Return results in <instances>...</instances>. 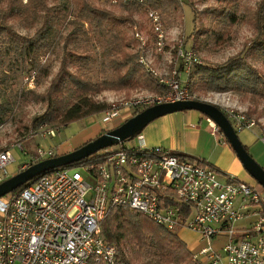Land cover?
<instances>
[{
  "label": "built area",
  "instance_id": "2783aa9c",
  "mask_svg": "<svg viewBox=\"0 0 264 264\" xmlns=\"http://www.w3.org/2000/svg\"><path fill=\"white\" fill-rule=\"evenodd\" d=\"M95 1L146 7L154 45L159 52L164 50L167 38L162 15L147 0ZM134 35L144 52L148 39L138 26ZM179 50L178 59L186 72L201 63L193 50L181 46ZM144 59L142 56L140 62L148 68ZM148 70L154 73L152 68ZM172 82L169 87L177 96L168 102L189 99L179 89V82ZM138 104L141 102L114 105L102 114V123L110 124L123 110L134 112ZM227 116L236 131L255 126V121L233 110ZM210 123L214 132L222 133L215 122ZM47 134L53 137L55 131ZM137 139V145L122 142L75 166L50 170L22 191L1 197L0 264H124L118 247L108 242L102 231V222L115 209L141 213L168 230L195 233L205 242L193 251L195 264H264V198L260 189L232 176L223 180L215 169L182 159L167 148L146 147L142 134ZM261 140L264 143V133ZM37 153L25 168L60 155L55 147L44 146ZM13 162L12 151L0 152V183L9 177ZM222 235L227 239L216 248L214 241Z\"/></svg>",
  "mask_w": 264,
  "mask_h": 264
},
{
  "label": "trees",
  "instance_id": "16d2710c",
  "mask_svg": "<svg viewBox=\"0 0 264 264\" xmlns=\"http://www.w3.org/2000/svg\"><path fill=\"white\" fill-rule=\"evenodd\" d=\"M219 1L225 6L210 11L214 17L213 26L201 33L194 25L188 38L193 37L197 40L201 35L208 43L218 44L227 39L230 28L243 18V15L238 14L240 0ZM69 2L53 0V5H50L49 0H0V86L9 84L13 79L10 73L2 70V63L11 57L15 58L11 64L20 65L29 73L34 72L45 77L49 75V68L44 67L42 61L52 50L51 35L55 28L63 23V18L70 8ZM147 2L161 12L162 18H165L167 12L179 9V4L174 0ZM74 5L73 22L77 27L67 39H74L78 43L77 33L88 25L105 49L107 64L113 74L107 79L95 82L85 71V65L79 66L74 58L64 57L46 94L37 95L34 91L25 93V89L19 91V98L22 101L31 96L47 102L46 111L33 122L35 129L42 124L49 126L50 130L62 129L111 110L112 104L95 99L96 95L105 90L131 91L143 86L152 88L153 84L161 89L152 75L142 71L136 54L128 51L130 40L121 27L132 20V13L139 9L137 3L122 5L126 8L127 15H116L106 8L96 6L92 0H74ZM188 5L192 8V5ZM10 19L19 22L24 29H34V34L30 36L20 33ZM246 20L256 32L252 50L264 57V0H261L255 10L246 14ZM65 46L68 47V44ZM74 50L83 53L81 46L74 47ZM79 59L85 61L88 57L80 56ZM180 66L183 68V64ZM195 66L194 77L210 90L232 89L240 94L264 98V73L245 57H233L222 65L196 63ZM71 68H75V71ZM11 108L10 101L0 99V125L5 122ZM137 113L135 112L133 116ZM180 157L195 161L184 155ZM199 163L205 166V163ZM74 165L76 164L69 167ZM40 177L41 175L15 191H22ZM102 231L108 242L119 247V257L120 254L123 255V244L132 251L139 248L137 251L140 252L152 247L158 261L148 264H195L193 252L177 233L161 227L141 213L129 209H115L102 222ZM123 263L130 264V261L125 258Z\"/></svg>",
  "mask_w": 264,
  "mask_h": 264
},
{
  "label": "rangeland",
  "instance_id": "374dc122",
  "mask_svg": "<svg viewBox=\"0 0 264 264\" xmlns=\"http://www.w3.org/2000/svg\"><path fill=\"white\" fill-rule=\"evenodd\" d=\"M49 1L50 5H53V0ZM69 1L70 8L63 18V23L56 27L51 35L52 50L42 61L43 66L49 68L48 76L45 77L34 72L29 73L20 65L11 64L15 59L14 57L8 58L6 62L2 63V70L10 73L13 79L9 84L0 86V99L8 100L12 105L10 114H8L5 122L0 125V152L4 150L12 151L14 157L18 158V162L29 160L32 155L38 156L37 150L41 146L46 145L50 147L55 144L53 147L58 149V145L68 142L73 144V146L80 147L95 138L92 136L94 129L91 127V122L93 121L86 122L85 120L78 121L80 127H83L84 130L87 129L83 134H80V131L79 133H73L70 130L72 129L71 126L68 130L54 128L53 130L56 135L54 137L48 136L49 126L42 124L38 129H35L33 123L35 118L40 117L46 111L47 102L31 96H27L23 99L24 101L19 98V91L23 89H25V93L27 91H34L37 95L46 94L49 91L51 82H53L55 75L60 69L61 61L64 57L69 59L74 58L79 66L85 65V71L95 82L107 79L113 74L112 69L107 64L105 49L100 45L97 35L89 29L88 25H85L83 30L77 33L78 43L74 39H67L70 33L74 32L77 27V24L73 22L75 19L74 0ZM174 1L179 4V9L167 12L165 18H162L167 39L165 41V48L161 52L154 45V34L151 31L152 26L148 20L146 7L139 5V9L132 13V20L121 26L126 32L127 39L130 40L128 51L136 54L142 71L152 75L155 83L157 82L161 86V89H158L153 84L154 87L152 88L143 86L131 91L105 90L100 95H96L95 99L118 107L126 102L140 101L141 104H138L135 110L141 112L154 104L173 100L177 96V92L172 90V87H169V85L172 81H178L180 85L179 89L185 91L189 99L216 104L226 112V115L233 110L238 114L244 115L246 119L255 121L253 128H258L264 133V98L258 99L250 94H240L232 89L221 91L210 90L194 77L195 64L186 72L184 67L180 66L182 64L181 59H178L181 46L182 49L193 50L201 62L198 63L199 65H222L233 57H245L248 62L264 73V57L252 50V41L256 36L255 29L246 20V14L255 10L261 0H240L238 14L243 15V18L230 28L227 39L219 44L208 43L201 35L198 36L197 40L193 37L188 38V36L191 34L194 25L196 29L201 30V33L209 30L214 23V17L210 11L214 8L224 7V3L219 0ZM92 2L98 7L114 12L116 15L128 14L126 8L122 5H111L95 0H92ZM188 4L192 5V8ZM10 20L15 24L16 29L20 33L30 36L34 34V29H24L19 22ZM135 26H138L144 33L145 38L148 39L144 52L141 50V41L134 35ZM66 44H68V47L65 46ZM77 46H81L83 53H78L74 50V47ZM80 56L88 57V59L82 61L79 59ZM142 56L145 58L144 60L148 68H152L154 73L150 72L140 62ZM71 69L75 71V68ZM175 72L181 73V75H176ZM160 80L166 84L160 83ZM90 135L91 137H89ZM85 137L87 139H84ZM77 170L82 171L81 168ZM174 232L189 244L192 243L196 235L193 232L180 228ZM137 250L132 251L129 247L122 244L123 255L121 256L120 254V258H123L121 260L123 261L126 258L130 261V264H148L149 262L155 263L158 261L155 256V250L152 247L141 252ZM190 250L193 252L192 249Z\"/></svg>",
  "mask_w": 264,
  "mask_h": 264
},
{
  "label": "crops",
  "instance_id": "0c3cea01",
  "mask_svg": "<svg viewBox=\"0 0 264 264\" xmlns=\"http://www.w3.org/2000/svg\"><path fill=\"white\" fill-rule=\"evenodd\" d=\"M220 109L222 110L221 107ZM134 113L135 112L129 110H123L110 124L102 123L101 114V116H91L83 120L86 122L93 121L91 122V127L94 129L92 136L96 138L102 132L120 126L133 117ZM211 120L209 116L198 110L174 112L150 122L141 134L144 136V144L146 147H164L179 155H184L193 159L196 162H203L205 165L215 169L223 180L228 179L229 176L235 177L257 187L264 195V187H262L246 170L244 164L223 132H214L210 123ZM79 124V122L72 123L63 130H68L72 126L70 130L73 133H79L80 131V134H83L87 129L84 130ZM237 133L250 155L264 168V143L261 140L262 132L258 128H251L237 131ZM89 137H91V135ZM84 139L87 138L85 137ZM129 141L134 145L139 144L137 137ZM44 147L47 146L45 145ZM77 148L78 147L75 145L73 146V144L64 142L58 145L57 150L61 155ZM17 160L18 158H15V162L8 168L9 177L17 174L29 163V160L24 162H18ZM226 239L227 237L225 235L220 236L214 241L215 247L220 248L225 243ZM186 243L193 251L205 245V242L201 241L196 235L191 244L188 242Z\"/></svg>",
  "mask_w": 264,
  "mask_h": 264
},
{
  "label": "water",
  "instance_id": "95a60500",
  "mask_svg": "<svg viewBox=\"0 0 264 264\" xmlns=\"http://www.w3.org/2000/svg\"><path fill=\"white\" fill-rule=\"evenodd\" d=\"M186 110H198L209 116L220 127L228 142L244 164L246 170L262 187H264V168L254 160L244 147L227 115L216 104L197 99H187L163 102L150 106L138 112L120 126L106 131L71 152L29 165L0 183V198L14 192L50 170L72 165L90 157L99 150L134 139L143 132L144 128L150 122L157 118L166 114Z\"/></svg>",
  "mask_w": 264,
  "mask_h": 264
},
{
  "label": "bare ground",
  "instance_id": "6f19581e",
  "mask_svg": "<svg viewBox=\"0 0 264 264\" xmlns=\"http://www.w3.org/2000/svg\"><path fill=\"white\" fill-rule=\"evenodd\" d=\"M228 117V116H227ZM213 121V120H212ZM214 122V121H213Z\"/></svg>",
  "mask_w": 264,
  "mask_h": 264
}]
</instances>
